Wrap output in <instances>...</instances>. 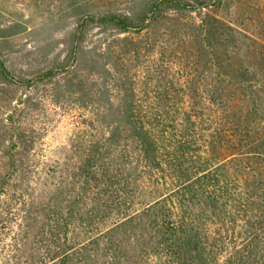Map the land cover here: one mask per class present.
Returning a JSON list of instances; mask_svg holds the SVG:
<instances>
[{
	"label": "rangeland",
	"instance_id": "obj_1",
	"mask_svg": "<svg viewBox=\"0 0 264 264\" xmlns=\"http://www.w3.org/2000/svg\"><path fill=\"white\" fill-rule=\"evenodd\" d=\"M157 1L0 0V60L20 80H7L0 65V169H17L0 198V264H55L54 245L65 229L57 216L68 214L75 199L99 232L74 264L97 259L110 264L107 247L120 249L119 242L130 263L138 261V221L115 225L111 205L117 195L133 200L138 183L130 180L133 184L119 190L112 183L106 199L77 194L91 136L107 123L126 125L129 104L155 102L164 85L182 86L186 73L195 72V36L206 31L186 23L216 19L230 26L236 36L217 47L225 56L236 55L225 61L227 71L264 75V0H185L200 7L164 11L143 29ZM108 14L128 16L138 28L125 31L99 22ZM49 70L52 75L44 77ZM76 218L68 232L78 242L84 237Z\"/></svg>",
	"mask_w": 264,
	"mask_h": 264
},
{
	"label": "trees",
	"instance_id": "obj_2",
	"mask_svg": "<svg viewBox=\"0 0 264 264\" xmlns=\"http://www.w3.org/2000/svg\"><path fill=\"white\" fill-rule=\"evenodd\" d=\"M199 7L185 0H158L148 13L151 23L146 20L141 28L148 30L164 11ZM99 22L125 31L138 28L118 14ZM202 22L186 23L196 31L200 26L206 36H195L197 68L186 73L182 86L164 85L155 102L133 101L125 108L126 125L107 123L89 139L91 153L77 197L94 192L106 199L112 183L118 190L127 186L123 183L133 184L130 180L138 183L133 200L111 199L115 225L138 221L141 246L135 264H264V75L249 69L230 74L225 61L236 55L225 56L217 47H226L236 34L216 19ZM0 65L7 80L19 83L1 60ZM16 170L0 169V198ZM77 207L75 199L68 214L57 216L65 229L54 245L55 264H74L77 253H84L98 235L96 221H87ZM76 215L84 237L78 242L68 232ZM119 243L120 249L107 247L105 254L111 253L116 264L121 256L126 257L122 264H134L126 245Z\"/></svg>",
	"mask_w": 264,
	"mask_h": 264
}]
</instances>
